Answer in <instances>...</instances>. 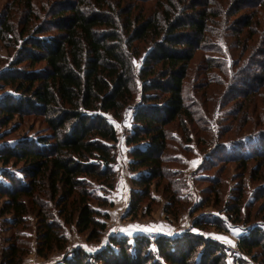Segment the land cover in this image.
<instances>
[{"label":"trees","instance_id":"1","mask_svg":"<svg viewBox=\"0 0 264 264\" xmlns=\"http://www.w3.org/2000/svg\"><path fill=\"white\" fill-rule=\"evenodd\" d=\"M145 1L56 0L36 9L31 0H17L22 10L16 22L8 12L0 17V42L20 44L13 60L0 69V199L6 200L1 213L11 214L15 227L23 223L29 208L35 213L36 254L42 258L65 248L60 221L87 233L89 241L104 233L105 223L98 217L106 219L108 214L90 202L103 207L112 203L96 196L89 184L95 181L104 190L113 188L117 132L107 115L118 121L127 111L131 113V130L124 143L130 148L129 169L140 173L131 181L135 191L127 215L134 217L149 200L151 184L169 174L163 168L169 126L183 127L191 120L183 82L196 52L204 51L205 32L215 11L209 8L210 0H178L179 9L170 0H152L157 8L151 15L141 10L133 13ZM235 2L236 10L241 9L240 2L253 7L244 16L250 28L255 9L264 0ZM134 60L139 63L135 65ZM256 63L257 73H242V80L235 82L236 87H248L237 91V97L249 99L263 89L264 63ZM251 82L254 85L249 87ZM15 118L39 120L44 133L6 141L12 133L3 130ZM245 136L259 146L242 138L246 142L232 141L226 149L210 151L214 156L209 152L206 161L263 164L264 130ZM258 182L262 185L264 179ZM218 183H213L211 193L218 194ZM170 191L166 184L164 193L174 203ZM242 194L243 189H238L227 206V220L232 224L244 221L240 219ZM256 197L264 199V186ZM204 206H195L194 211ZM259 209L264 214V201ZM225 226L218 218L197 217L192 223L193 228L217 231ZM242 227L247 235L238 241L240 253L264 264V232L248 221ZM14 241L6 246L1 264H22L17 237ZM218 247L212 238L189 231L180 238L111 237L100 252L89 256L77 249L62 264H226Z\"/></svg>","mask_w":264,"mask_h":264},{"label":"rangeland","instance_id":"2","mask_svg":"<svg viewBox=\"0 0 264 264\" xmlns=\"http://www.w3.org/2000/svg\"><path fill=\"white\" fill-rule=\"evenodd\" d=\"M16 1L0 0V17L8 12L15 23L22 10ZM170 1L171 5L177 6V9L180 8L181 4L178 0ZM235 1L210 0L209 8H212L215 13L212 17L213 22L205 32L208 38L207 44L204 51L196 52L190 63L187 79L183 82L185 105L192 112L191 120H186L183 127L177 126L176 123L169 126V143L163 164V168L169 171V174L166 179L154 181L151 184L150 198L141 204L135 217L127 215V212L132 191H135L131 181L140 173L129 169L130 148L124 143V138L131 130V113L127 111L118 121L112 120L111 115H107L117 132L113 188L104 190L95 181H90L89 184L96 196L106 198L112 203L111 207H103L95 201L90 202L91 206L100 213L108 214L106 219L98 217L99 221L105 223L104 233L98 239L89 241L87 233L77 232L74 225H64L63 221H60L61 233L66 239L65 248L63 251L53 250L46 258H42L36 254L35 213L29 208L22 218L23 223L15 227L11 214L1 213L2 204L6 201L3 198L0 199V264L6 246L16 237L17 246L23 252L22 264H62L66 256L77 249H81L89 256L100 252L107 246L111 237L127 240H132L136 236H143L150 240L153 236L180 238L188 231L212 238L225 256L226 264H234L236 260H241L244 264H258L253 262L252 257L240 253L238 241L247 235V231L242 227L245 221L251 225H257L264 232V214L259 212L260 204L264 199L256 197L257 190L264 186L258 182L259 179H264V163L251 161L241 166L235 162L206 161L210 151L218 150L220 147L226 149L231 143L247 140L248 137H244L245 134L264 130V85L257 96L249 99L248 96H236L237 91H245L248 87L234 86L235 82L242 80L239 77L242 73L258 72L259 66L256 62L264 63V56H262L264 2L262 7L255 9L256 18L250 25L252 28H246L244 16L251 13L253 7L249 5L244 7L246 2H240L241 9L236 10ZM52 2L56 0H31L36 9ZM248 4L252 5L250 2ZM156 8V2L148 0L138 3L132 11L138 13L141 10L151 15ZM159 13H161L160 9ZM19 45L10 46L0 42V69L8 66L13 60ZM139 46L141 48L143 44ZM138 63L139 60H134L135 65ZM249 84V87L254 85L253 82ZM3 132L12 133H9L6 140L10 143L16 138L30 136L36 132L44 133L40 121L34 118L24 120L15 118ZM248 140L249 145L254 142L252 145L259 146L254 139ZM211 152L209 154L213 157ZM192 162H196L194 166ZM1 170L0 165V172ZM254 170L256 172L253 174ZM214 182H219L218 194L211 193L215 186ZM166 184L170 186L172 191L170 192L175 196L174 203L169 200L168 193H164ZM241 188L243 203L240 219L244 221L232 224L227 220L226 210L233 201V196L237 195L238 189ZM198 205L205 206L199 211H194L195 206ZM165 206L168 207L167 210ZM51 212L56 215L55 211ZM197 217L222 219L225 221L226 229L217 231L211 227L193 228L192 223ZM140 229H149V231ZM232 229L239 231L234 234ZM214 236L226 237L232 243L227 244ZM92 264L101 263L92 262Z\"/></svg>","mask_w":264,"mask_h":264},{"label":"snow or ice","instance_id":"3","mask_svg":"<svg viewBox=\"0 0 264 264\" xmlns=\"http://www.w3.org/2000/svg\"><path fill=\"white\" fill-rule=\"evenodd\" d=\"M193 163V166L195 165L196 162H192ZM142 231H149V229H140ZM122 231V229H121ZM193 231H196L195 229H193ZM231 231H233V233L235 234L236 232H238L239 230H236V229H232ZM214 238L216 239H219L227 244H231L232 242L230 240H228L226 237H223V236H214Z\"/></svg>","mask_w":264,"mask_h":264}]
</instances>
